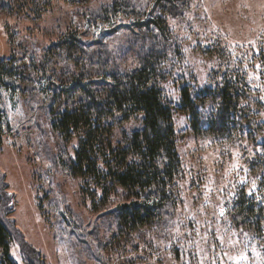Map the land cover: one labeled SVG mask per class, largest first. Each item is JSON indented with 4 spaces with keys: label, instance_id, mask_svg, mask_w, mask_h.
I'll return each mask as SVG.
<instances>
[{
    "label": "rangeland",
    "instance_id": "obj_1",
    "mask_svg": "<svg viewBox=\"0 0 264 264\" xmlns=\"http://www.w3.org/2000/svg\"><path fill=\"white\" fill-rule=\"evenodd\" d=\"M115 1L121 0H0V58H12L19 73L0 89L6 114L0 172L14 233L11 257L17 264H264V241L234 222L232 207L242 188L255 194L260 188L264 170H249L248 164L263 153L260 146L196 135L187 115L177 114L182 201L164 220L130 238L119 236L109 210L121 197L92 210L80 178L65 167L74 142L65 143L51 126L54 78L41 73L44 50L74 33L89 50L106 48L123 69L138 64L139 24L145 18L136 12L98 18ZM131 1L144 9L155 0ZM185 8L169 19L185 59L163 82L175 97L182 82L198 89L212 85L218 58L206 56L208 46L239 45L257 53L264 48V0H191ZM250 76L254 88L263 87L257 71ZM259 97L264 103V91Z\"/></svg>",
    "mask_w": 264,
    "mask_h": 264
},
{
    "label": "trees",
    "instance_id": "obj_2",
    "mask_svg": "<svg viewBox=\"0 0 264 264\" xmlns=\"http://www.w3.org/2000/svg\"><path fill=\"white\" fill-rule=\"evenodd\" d=\"M190 1L155 0L142 9L131 0H121L98 13L105 21L121 13L136 12L145 18L139 24L143 49L138 64L130 68L113 63L114 56L112 60L106 48L89 50L74 33L61 36L44 50L41 73L54 78L49 89L51 126L65 143L74 142L64 165L80 178L82 195L90 199L92 210L104 209L112 197H121L109 210L115 214L122 238L156 225L182 201L185 169L177 114L187 115L196 135L260 146L263 153L256 152L248 164L249 170H264V103L259 97L264 91V48L257 53L239 45L208 46L206 56L218 58L211 71L212 85L198 89L182 82L178 97L165 90L163 82L185 60L169 19L182 16ZM13 62L0 58V89L8 87L6 79L19 74ZM251 71L260 74L263 87L252 86ZM5 120L0 108V147ZM132 121L133 129L124 128ZM3 176L0 172V264H17L10 255L14 233L7 217ZM258 185L256 194L242 188L232 207L234 222L264 241V172Z\"/></svg>",
    "mask_w": 264,
    "mask_h": 264
}]
</instances>
